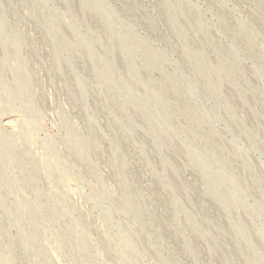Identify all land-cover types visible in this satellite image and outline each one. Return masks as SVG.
Listing matches in <instances>:
<instances>
[{"label":"rangeland","instance_id":"obj_1","mask_svg":"<svg viewBox=\"0 0 264 264\" xmlns=\"http://www.w3.org/2000/svg\"><path fill=\"white\" fill-rule=\"evenodd\" d=\"M0 264H264V0H0Z\"/></svg>","mask_w":264,"mask_h":264},{"label":"bare ground","instance_id":"obj_2","mask_svg":"<svg viewBox=\"0 0 264 264\" xmlns=\"http://www.w3.org/2000/svg\"><path fill=\"white\" fill-rule=\"evenodd\" d=\"M262 4V3H261ZM197 51V50H196ZM229 51V50H228ZM223 52V51H222ZM202 53V52H201ZM222 60V59H221ZM239 61V60H238ZM230 68V67H229ZM153 83V82H152ZM173 98V97H172ZM250 250V249H249Z\"/></svg>","mask_w":264,"mask_h":264}]
</instances>
